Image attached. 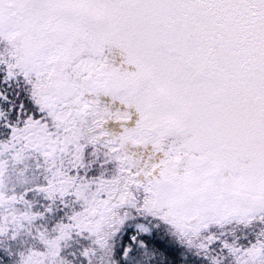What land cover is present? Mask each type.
<instances>
[{
	"label": "snow or ice",
	"instance_id": "6c2138e0",
	"mask_svg": "<svg viewBox=\"0 0 264 264\" xmlns=\"http://www.w3.org/2000/svg\"><path fill=\"white\" fill-rule=\"evenodd\" d=\"M0 264H264V0H0Z\"/></svg>",
	"mask_w": 264,
	"mask_h": 264
}]
</instances>
